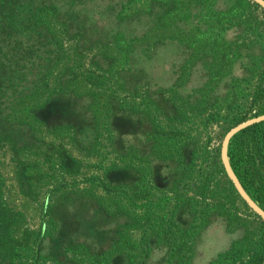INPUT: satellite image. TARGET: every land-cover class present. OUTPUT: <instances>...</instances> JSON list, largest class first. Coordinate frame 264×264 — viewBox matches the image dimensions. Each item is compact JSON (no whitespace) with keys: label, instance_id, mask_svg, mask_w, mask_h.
Instances as JSON below:
<instances>
[{"label":"rangeland","instance_id":"374dc122","mask_svg":"<svg viewBox=\"0 0 264 264\" xmlns=\"http://www.w3.org/2000/svg\"><path fill=\"white\" fill-rule=\"evenodd\" d=\"M59 5L41 12L39 37L17 38L33 52L4 90L12 124L0 139L1 264L248 262L262 219L231 186L221 145L253 117L264 8L255 0ZM114 101L140 112L149 133L128 158L139 179L119 186L103 175L119 165ZM57 108L76 113V130L47 128L43 118ZM69 194L98 201L111 217L104 237L87 230L97 217L67 212L96 209L90 203L54 206L55 226L51 206Z\"/></svg>","mask_w":264,"mask_h":264},{"label":"trees","instance_id":"16d2710c","mask_svg":"<svg viewBox=\"0 0 264 264\" xmlns=\"http://www.w3.org/2000/svg\"><path fill=\"white\" fill-rule=\"evenodd\" d=\"M60 2L68 4L69 7V3H76V0H0V139L6 137V128L12 124L2 107L5 100L4 90L13 84L14 78L19 80L15 74L22 70V64L29 58L30 52H33V45L23 46L22 41L17 38L29 34L28 32H33L39 37L40 33H43L39 19L41 12L57 11ZM132 59L133 62L138 61L137 56ZM142 77L144 80L150 78L147 72L142 73ZM251 105L254 109L253 117L264 114V69L255 87ZM226 155L237 181L264 211V120L235 133L228 143ZM230 183L234 188L231 179ZM236 194L239 196L237 191ZM3 214L0 209L1 241L7 237ZM261 223V246L249 261L243 264H264V221ZM4 260L0 258V264Z\"/></svg>","mask_w":264,"mask_h":264},{"label":"crops","instance_id":"0c3cea01","mask_svg":"<svg viewBox=\"0 0 264 264\" xmlns=\"http://www.w3.org/2000/svg\"><path fill=\"white\" fill-rule=\"evenodd\" d=\"M134 80V78L131 80L132 84H134ZM112 111L113 115L109 122L111 149L119 165L109 168L103 175L110 184L119 186L129 184L135 179H139L140 172L137 171V168H134L133 165L128 164V158H131L130 155L132 153L137 152L138 154L145 148L149 133L146 131L147 121L142 117L140 112L131 108L122 107L118 101L112 103ZM43 122L49 129L69 128L72 129V131L76 130L77 126L80 124L76 113L70 108H68L66 112H60L57 108L55 111H52L50 115L48 114L45 116ZM159 166H161V163H158V166H154L153 164V167ZM70 197H72L70 194L63 195L51 206L55 226L57 227L58 225L56 216H54L53 212L54 206H59L63 209V206L67 204L68 209L73 206L75 207V205L90 203L94 205L96 209L90 210L89 206V210L79 209L82 213L77 212L76 210L78 209H68L67 212L74 211L78 215L87 213V217H97V219L91 221V223L86 226L87 230L95 231L94 235L98 237H104V228L107 230L108 227H111V217L102 211L98 201L93 197L85 195L76 196V198ZM105 234L109 235V232L106 231ZM51 245L53 246L54 242H52Z\"/></svg>","mask_w":264,"mask_h":264},{"label":"water","instance_id":"95a60500","mask_svg":"<svg viewBox=\"0 0 264 264\" xmlns=\"http://www.w3.org/2000/svg\"><path fill=\"white\" fill-rule=\"evenodd\" d=\"M255 1L260 3V5L264 8V1L263 0H255ZM263 120H264V114H261V115L249 118L247 120H244V121L236 124L232 128H230L228 130V132L225 134L223 141H222L221 156H222V162H223L225 171L229 175V178L231 179L235 190L237 191L239 196L246 202V204H248V206L264 221V211L257 205V203H254V201H252V199L246 194L245 190L242 188L240 183L237 181L235 175L233 174V172L229 166L228 158L226 155L228 143H229L231 137L235 133L239 132L240 130H242L245 127H248L254 123H257V122H260Z\"/></svg>","mask_w":264,"mask_h":264}]
</instances>
